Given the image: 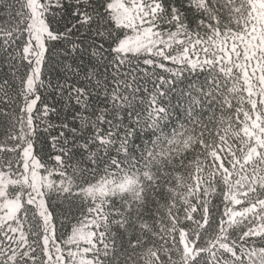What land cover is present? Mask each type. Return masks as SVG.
Instances as JSON below:
<instances>
[{
  "label": "snow or ice",
  "instance_id": "snow-or-ice-1",
  "mask_svg": "<svg viewBox=\"0 0 264 264\" xmlns=\"http://www.w3.org/2000/svg\"><path fill=\"white\" fill-rule=\"evenodd\" d=\"M0 264H264V0H0Z\"/></svg>",
  "mask_w": 264,
  "mask_h": 264
},
{
  "label": "trees",
  "instance_id": "trees-1",
  "mask_svg": "<svg viewBox=\"0 0 264 264\" xmlns=\"http://www.w3.org/2000/svg\"><path fill=\"white\" fill-rule=\"evenodd\" d=\"M199 55L202 56L203 53H200ZM205 119H207V117H205ZM52 203H53V205H56L57 203H60V201L53 200ZM217 203H219V201H217ZM56 216H57L58 226L60 227V232H63V233L70 232L71 225L75 224L76 221L72 220L71 223H70L68 220H65V217L60 214V210L59 209L56 210ZM58 234H60V233H58Z\"/></svg>",
  "mask_w": 264,
  "mask_h": 264
}]
</instances>
